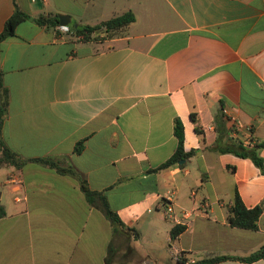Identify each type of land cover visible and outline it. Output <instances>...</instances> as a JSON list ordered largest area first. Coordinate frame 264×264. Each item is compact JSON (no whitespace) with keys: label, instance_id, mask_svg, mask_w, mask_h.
<instances>
[{"label":"crops","instance_id":"0c3cea01","mask_svg":"<svg viewBox=\"0 0 264 264\" xmlns=\"http://www.w3.org/2000/svg\"><path fill=\"white\" fill-rule=\"evenodd\" d=\"M14 4L30 17L66 14L68 27L127 11L133 20L82 41L24 19L0 42L1 139L20 157H49L76 173L0 165V264H178L175 252L191 264L262 244L264 208L250 230L229 224L228 206L233 190L247 208L260 203L264 174L210 147L216 135L264 139V0H0V31ZM175 117L183 150L195 153L152 170L175 148ZM80 179L128 229L85 201ZM176 224L184 228L170 238Z\"/></svg>","mask_w":264,"mask_h":264},{"label":"trees","instance_id":"16d2710c","mask_svg":"<svg viewBox=\"0 0 264 264\" xmlns=\"http://www.w3.org/2000/svg\"><path fill=\"white\" fill-rule=\"evenodd\" d=\"M24 19H31L33 22L40 26H55L58 24L56 14H45L37 15L35 17H30L27 13L21 11L15 4L12 13L5 19L0 31V42L7 36L13 34L14 27L18 22ZM133 20V15L131 12H124L119 15L112 16L106 20L100 21L94 25H77L68 27L69 31L73 36H80L82 41L96 40L102 36H109L116 30L126 26ZM8 105V90L7 87L2 82V72L0 70V131L3 122V118L7 113ZM190 119L192 122H196L195 114L190 113ZM195 133L200 134V129L195 124L193 127ZM172 132L176 140V145L173 152L168 158L158 164L152 170H158L167 167L172 164L177 166H182L183 163H179L181 159H187L195 153V150L191 149L188 151L183 150V133L182 124L180 120L175 117L173 119ZM81 148L80 142L76 143L73 150L78 152ZM211 150L217 153H231L235 156L241 158H248L259 170L264 174V164L263 159L260 156V150L264 149V139L260 141H254L250 138V143L244 144L240 140L226 135H216V138L211 145ZM26 161H33L38 164L49 166L55 168L57 171L71 176H76L75 171L70 166H60L57 162L49 157H31L23 158L17 153L8 148L0 135V165H11L18 167ZM80 190L84 196L85 201L93 206L98 207L103 214L108 218L114 229H128L120 222L116 214L109 208L106 199L102 192L91 190L86 185L84 179H80ZM264 208V199L252 206L245 207L241 202L237 192L233 190L231 203L228 206V221L231 226L243 228V229H256L257 219ZM4 214L2 207L0 206V217ZM184 226L173 225L169 229L170 238L176 237L182 230ZM264 257V241L262 244L245 256L237 255H213L204 257L198 261L191 264H211L226 259H235L244 262H251ZM183 257H180L177 261L178 264H184Z\"/></svg>","mask_w":264,"mask_h":264},{"label":"built area","instance_id":"2783aa9c","mask_svg":"<svg viewBox=\"0 0 264 264\" xmlns=\"http://www.w3.org/2000/svg\"><path fill=\"white\" fill-rule=\"evenodd\" d=\"M56 29H57V31H59L61 33L69 32L67 25L57 24ZM220 113H221L222 117L225 119V121L228 122L229 126L234 125V117L232 115L228 114V112L225 108H220ZM250 138L251 137H249L248 141L245 142L244 144L250 143ZM10 181H14V179L10 178ZM14 182L17 183L18 180H15ZM194 194H195L194 191H190L191 196H194ZM165 199H166V203L164 204V207H163V213H164V215H170V213L172 212V206L170 204V199L168 197H165ZM173 257H174V260L178 261L179 258L181 257V255H179L177 252H175V255Z\"/></svg>","mask_w":264,"mask_h":264},{"label":"water","instance_id":"95a60500","mask_svg":"<svg viewBox=\"0 0 264 264\" xmlns=\"http://www.w3.org/2000/svg\"><path fill=\"white\" fill-rule=\"evenodd\" d=\"M57 21H58V24L67 25L69 22L68 15L62 14V13L57 14ZM183 161L184 159H181L179 163H182Z\"/></svg>","mask_w":264,"mask_h":264}]
</instances>
